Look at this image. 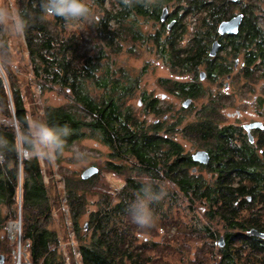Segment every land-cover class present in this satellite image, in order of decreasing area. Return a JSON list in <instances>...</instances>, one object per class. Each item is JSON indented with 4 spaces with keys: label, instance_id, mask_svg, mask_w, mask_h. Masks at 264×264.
<instances>
[{
    "label": "trees",
    "instance_id": "1",
    "mask_svg": "<svg viewBox=\"0 0 264 264\" xmlns=\"http://www.w3.org/2000/svg\"><path fill=\"white\" fill-rule=\"evenodd\" d=\"M107 1H110L108 7ZM174 1L156 0L151 8L136 5L127 9L121 0H95L93 10L101 20L98 24L95 22L91 33L79 27L65 36L71 21L54 16H50L52 21L45 20L42 0H15L16 7L26 13L29 21L21 36L29 80L41 90L58 88L64 91L70 101L66 106L43 107V120L50 126H67L71 130L63 149L82 136V130H88L92 138L110 151L112 161L107 162L106 169L122 180L120 189L98 195L95 210L86 214L87 223L80 229L77 220L85 208L84 188L89 187L91 191L99 174L74 181L62 176L63 199L73 221L81 264H168L165 260L171 249L168 241L157 245L148 238L139 241V237L143 233L154 235L158 224L161 227L163 223L172 225L170 211L185 205L191 208V213L196 207L203 208L201 217L194 214L189 230L181 232L185 243L201 242L188 264H264V240L258 242L239 234L242 230L251 231V227L258 229L260 225L256 216L259 209H253V205L262 204L260 210L264 214V152L261 159L246 140L238 142L234 127L218 129L213 126L212 120L221 118L219 110H207L202 117L206 120L204 124L192 127L189 132L209 155V166L214 174L205 186L200 178L194 179L184 172L185 162L178 144L174 146L173 158L169 151H158L159 142L155 138L132 137L142 133L131 128L138 126L139 120L122 105L123 99L131 95L134 84L129 83L132 79L123 69L115 67V55L143 47L154 52L170 71H196L202 65L208 72L226 69L225 65L213 64L207 55L216 26L226 17L218 11L217 0H213L214 5L206 15L199 13L197 16L198 23L207 24V27L202 25L191 33L182 30L178 23L171 30L160 23L162 10ZM202 1L186 0V11L196 14L200 11L196 6ZM148 23L154 30L143 33L142 26ZM0 44L3 45L0 60L6 61L5 70L0 72V136L11 146L0 163V230L9 222L19 220L20 249L25 247L29 263L66 264L58 249L56 233L49 229L52 207L56 203L48 191L50 183L44 182L37 157L28 158L16 150L18 138L22 129L27 128L29 119L19 89L17 72L21 73V69L11 63L5 25H0ZM241 48L252 50L249 54L256 53V57H261L260 64H264V45L253 48L234 44L233 54ZM253 61L246 58V65ZM261 67L264 70V65ZM259 144L264 150V138H260ZM171 168L175 170L176 189L160 191L156 179L164 171L168 176ZM146 181L165 193L166 203H153L154 224L151 228L140 229L131 222L129 207ZM164 207L165 211L161 212ZM211 222L225 227L223 249H212L217 229L211 227ZM178 223L176 220L177 234L180 233ZM208 243L211 249L206 250L203 245ZM208 255L211 262H208Z\"/></svg>",
    "mask_w": 264,
    "mask_h": 264
},
{
    "label": "flooded vegetation",
    "instance_id": "2",
    "mask_svg": "<svg viewBox=\"0 0 264 264\" xmlns=\"http://www.w3.org/2000/svg\"><path fill=\"white\" fill-rule=\"evenodd\" d=\"M185 1L186 0H175L173 5H175L176 8L171 13L166 9L167 17H165L166 19L163 22L160 21L166 29L167 25L171 22H173V26L175 23H178L182 30H187L189 32L197 29L203 25L198 23L197 16H199V13H201V15H206L211 5H214L213 0H203L199 4L200 6H196L200 8V11H197L196 14H190L188 13L189 11H186L187 5ZM216 4L218 11L223 12L226 16L217 24L216 28L223 22L241 16V21L235 35H220L215 28V35L210 41V45L213 42H217L220 47L215 57H209V59H211L213 64L218 63L225 65V71L213 70L208 72L204 65L198 67L196 71H167L166 76L158 78L155 82L158 88L163 91V94L159 96L141 91L139 75H141L142 72H140L138 75L130 77L132 80L129 81V83L134 84L132 88L133 91H135L137 86H140L139 89L141 93L136 100V109H132L133 106L131 102L134 98L133 91L129 97L127 95L126 98L123 99L124 102L122 105L125 109L131 111L130 115L132 117L139 120V125H134L135 127L131 128H133V130L138 129L142 133L132 135L133 138H155L157 142L160 143H158V151L161 153L169 151L173 158L175 157L173 153L174 146L178 144L182 150L180 155L183 156L182 160L185 162L184 172H186V175L194 177V179L199 180L200 178L204 182L202 185L205 186L209 183L210 177L214 174V172L211 171L212 168L209 166V155L205 147L202 146V143L192 138L189 132L192 127L204 124L203 122L206 120H203L204 118L202 119V117L206 115L207 110H222V105H224L228 98L225 92H227L226 89L231 83L235 84L236 88H238L237 92L239 93L260 92V97L254 95L252 104H250L251 107H254L253 118L246 123H241L243 114L241 112H236L234 118L239 124L224 125L221 123V117L218 121L212 120V125L216 126L218 129L224 126L234 127L238 132L235 136L238 142L246 140V144H250L254 152L259 154L258 157L262 159L264 156H261L264 150L261 144H259L260 138H264V70L261 67V65L264 64H260L259 61L261 57H256V53L249 54V52H252L250 49L241 48L234 54L232 51V46L234 44H242V46L247 45L253 48L256 45H264V0H217ZM186 13L188 14L186 15ZM78 22L79 25L77 27H82L87 33L94 29V16L93 18H89V20H81ZM204 25L207 27V24ZM246 58L253 59L254 61L246 65ZM221 80L224 82V91H217L215 93L214 90H217L221 85ZM169 84L172 86L167 87ZM174 85L176 86L174 87ZM210 86H213L214 90ZM184 103H186L185 106ZM136 110H138V113ZM141 114L142 116L144 114L151 116L152 120L150 119L151 121L147 122L144 119H139L138 115ZM188 115L191 117L190 119ZM227 116L230 117L231 115L228 114ZM252 123H260L261 128L250 129L248 133L245 131V126ZM144 132L146 133L144 134ZM249 136L251 141H249ZM177 138L185 140L186 144L193 142L194 145L196 144L198 147L189 145L191 148L186 149L182 147V144ZM164 139L168 140V142H163L162 140ZM199 152L207 154V163L202 164L193 159ZM158 167L160 170L162 169L161 165ZM168 171V176L164 171L160 173L159 178L156 179L160 191L176 189L175 170L171 168ZM158 202L166 203L165 193H163L162 198ZM252 208L260 210L262 209V204L253 205ZM202 209L203 208L200 207L198 210L203 211ZM259 210L256 216L258 217L257 221L260 222L258 229H261V231L253 227L250 228L251 231H239V234L244 235L245 238L251 240L255 239L258 242L259 240H264V238L258 235H252L251 232L264 235V231H262L264 230V214H262L263 211ZM160 211H165V207ZM211 227L217 229V238L216 241H214L216 247L214 249H223L226 245L224 236L225 227L217 222H211Z\"/></svg>",
    "mask_w": 264,
    "mask_h": 264
},
{
    "label": "rangeland",
    "instance_id": "3",
    "mask_svg": "<svg viewBox=\"0 0 264 264\" xmlns=\"http://www.w3.org/2000/svg\"><path fill=\"white\" fill-rule=\"evenodd\" d=\"M3 2L11 6H16L15 0H3ZM105 4H107L106 6L108 7L110 1H107V3L105 2ZM172 4L173 3H169L167 4L166 8H164L167 9L169 13H171L176 8ZM93 13V16L95 17L96 13L94 10ZM44 18L48 22L52 21L51 17L47 16L46 14H44ZM78 25L79 22L71 21L70 24L67 25L66 33L64 35L67 36V34L78 30ZM5 27L8 32V41L12 53L11 63L21 69V73L17 72L18 76L20 77L19 89H21V92L24 96V105L27 110L26 113L28 114L29 123L34 118L43 119L41 113L43 111V107L68 105V102L70 101L68 97H66V93L64 91L58 88H54L52 90H41L34 82L29 80L30 75L27 73V56L23 50V39L20 35L13 34L7 25H5ZM142 29L143 33L154 30L151 23L143 25ZM185 31L186 33L189 32L187 30ZM147 50L148 49L142 47L136 48L131 53L123 51L115 55L113 58V63L116 68L123 69L127 73L128 77L136 76L142 72V74L139 75L141 91L151 93V95L154 94V96H159L163 94V91L158 88V85L155 82L158 78L166 76L167 71L170 70L167 69L168 67L162 62L161 59L156 57L157 55L154 52H149ZM221 81L222 83L217 88V90H214L213 86H210L215 91V93L217 91H224V82L223 80ZM140 86H137L135 91H133L134 98L131 102L133 106L132 109H136V100L141 93L139 89ZM226 90L227 92L225 93H227L226 96L228 97L227 101L224 103V105H222V110L218 111L220 117H222L221 123L224 125L239 124L234 118L236 112H241L243 114V117H241V123H246L251 120V118H253L254 107H251L250 104H252L254 95H258L260 97V92L254 91L239 93L237 92L238 88H236L234 83L228 85ZM136 112L138 113V110H136ZM228 114L231 116H227ZM138 118L142 120L144 119L147 122L152 120L151 116L145 114L143 116L142 114L138 115ZM188 118L190 119L191 117L188 115ZM81 133L82 136L74 140L68 147L63 149L62 152L58 154L57 160H55L56 158L51 160L37 158L40 162L39 165L42 166V178L44 179L45 183H50L48 186V191H50L51 195L54 196L56 200V203L52 207V218L49 224V229H52L56 233L58 238V249L61 252L60 254L65 258L66 264L81 263L77 254V236L75 235V232L73 231L74 229L72 228L73 221L69 216L67 205L63 199L62 189L64 186V180L62 176L65 175L74 181L80 178L79 176L81 173L89 167L96 168L98 171V181L93 188H90L91 191H89V187L84 188L85 208L83 209L84 212L82 215L80 214L81 217L77 220V226L80 229H82L81 227L87 223L88 219L86 214L92 210H95L96 200L99 199L98 195L100 193L111 194L116 189H120V186H122V180L117 179L114 175H112V172L106 169L107 162L112 161V159L109 158L110 151L107 149L108 147H106L96 138H92L88 130H82ZM177 139L182 144V147H185L186 149L191 148L189 145H194L193 142L186 144L185 140H181L180 138ZM194 146L198 147L196 144ZM119 163L120 162H116V164ZM185 206L172 208V211H170L172 214V219L170 221L172 222V225L170 224L168 226L163 223L164 227H161L158 224L156 225L154 235L143 233V235L139 237V241L148 238L150 241L157 243V245L161 242L168 241V244L171 247L170 255L168 254L165 257V260H167L168 264H188V261H192L194 259L196 248L200 249L201 247V242L199 241L195 242L194 240H191L188 244L182 239L183 235H181V232L186 229L189 230V226H191L189 222L191 221L192 216L196 214V216L199 218L201 217V212L198 210L200 207H196L194 213H191V208L187 205ZM176 220L179 222V234H177L178 230L176 227ZM18 222L19 220L16 222H9L4 230H0V256L3 257L2 264H19V253H22L21 264H31L29 263V260L26 256L24 246L21 248L24 252L20 248L17 252V249L20 246V227ZM13 223L18 224V230L11 229V227L14 226ZM79 232L81 235V231ZM215 244L216 243L212 244L214 245L212 247L213 250L216 247ZM203 246H205V249L207 250V248H209V243ZM209 256L210 255H208V262H211Z\"/></svg>",
    "mask_w": 264,
    "mask_h": 264
},
{
    "label": "clouds",
    "instance_id": "4",
    "mask_svg": "<svg viewBox=\"0 0 264 264\" xmlns=\"http://www.w3.org/2000/svg\"><path fill=\"white\" fill-rule=\"evenodd\" d=\"M155 2L156 0H121V4L127 9L136 5L151 8ZM94 5L95 0H42L41 9L47 16L61 17L66 21H86L93 17ZM94 19L98 24L101 17L96 15ZM0 25H7L13 34L22 36L29 21L26 13L19 7L5 4L0 0ZM0 47L3 45L0 44ZM5 66L6 61L0 60V72L5 70ZM70 134L71 130L67 126H50L46 120L34 118L26 129H22L16 150L28 158L51 160L62 152L66 138ZM10 148L9 141L0 136V159H3ZM162 196L163 193L157 191L151 181H146L129 207L131 222L140 229L151 228L155 221L151 205L158 202Z\"/></svg>",
    "mask_w": 264,
    "mask_h": 264
},
{
    "label": "water",
    "instance_id": "5",
    "mask_svg": "<svg viewBox=\"0 0 264 264\" xmlns=\"http://www.w3.org/2000/svg\"><path fill=\"white\" fill-rule=\"evenodd\" d=\"M167 17V10L166 9H163L162 12H161V15H160V21H164ZM240 21H241V16H237V17H234L232 18L231 20L227 21V22H223L221 24H219V26L216 28L217 29V32L218 34L220 35H224V34H229V35H235L236 34V31H237V27L239 26L240 24ZM173 26V22L169 23L167 25V29L170 30ZM219 44L217 42H213L211 45H210V48H209V51H208V56L209 57H215V54L218 53V50H219ZM187 103V102H186ZM186 103H184V106L186 105ZM254 128H261V124L260 123H252L248 126H245V131H247L249 133L248 130L250 129H254ZM249 141H251V138L249 136ZM208 156L206 153L204 152H199L196 154V156H194V160L195 161H198L202 164L204 163H207V159ZM97 169L96 168H93V167H89L87 169H85L81 175L79 176L82 180H87L89 179L90 177H92L93 175L97 174ZM19 223V222H18ZM252 235H258L259 237L261 238H264V235L263 234H256V232H251ZM3 262V257L0 256V264H2Z\"/></svg>",
    "mask_w": 264,
    "mask_h": 264
},
{
    "label": "bare ground",
    "instance_id": "6",
    "mask_svg": "<svg viewBox=\"0 0 264 264\" xmlns=\"http://www.w3.org/2000/svg\"><path fill=\"white\" fill-rule=\"evenodd\" d=\"M11 229H13V230L17 229V230H18V224H14V226H12ZM19 248H20V246L18 247V250H19ZM17 252H18V251H17ZM21 255H22V253H19V254H18V260L20 261L19 264H21V258H22Z\"/></svg>",
    "mask_w": 264,
    "mask_h": 264
},
{
    "label": "built area",
    "instance_id": "7",
    "mask_svg": "<svg viewBox=\"0 0 264 264\" xmlns=\"http://www.w3.org/2000/svg\"><path fill=\"white\" fill-rule=\"evenodd\" d=\"M3 161V159H0V163Z\"/></svg>",
    "mask_w": 264,
    "mask_h": 264
}]
</instances>
